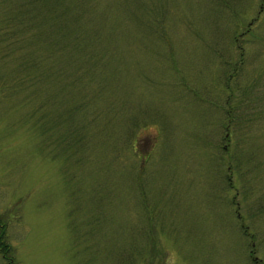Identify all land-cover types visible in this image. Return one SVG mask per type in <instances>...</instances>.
<instances>
[{
  "label": "rangeland",
  "instance_id": "obj_1",
  "mask_svg": "<svg viewBox=\"0 0 264 264\" xmlns=\"http://www.w3.org/2000/svg\"><path fill=\"white\" fill-rule=\"evenodd\" d=\"M15 2L0 0L14 264H264V0H72L60 41L45 23L66 22L41 10L30 27L36 4Z\"/></svg>",
  "mask_w": 264,
  "mask_h": 264
},
{
  "label": "trees",
  "instance_id": "obj_2",
  "mask_svg": "<svg viewBox=\"0 0 264 264\" xmlns=\"http://www.w3.org/2000/svg\"><path fill=\"white\" fill-rule=\"evenodd\" d=\"M27 1L28 0H24V2H23V0H16L15 3H19V6H21V5L24 6V5H26ZM31 1L36 4V8L34 9V11H37V12H35V13L33 12L31 14V12L25 11L26 15H30V17L28 18V25L30 27L34 28L38 24V22L33 20L32 17L34 18L36 15H38L39 11L45 10L44 13L48 15V20H51L52 18L53 19L59 18L61 21L66 22V25L64 27H62V26L56 27V25H54L51 28L49 26H47V22L45 23L47 29H49L52 32L53 37L60 41L62 35H64V36L67 35V32H68L69 27H70L69 26V19H68V12H69V10H71V8H74V4H73L72 0H31ZM68 2H70V4ZM47 4H49L48 9L46 7ZM82 11H83V8H82ZM77 17H79L78 12L76 13L75 17H71V19H70V24H71L70 30L74 31V32H77V27L72 26V24L75 23V20ZM40 30L43 33L45 32V29H40ZM22 39L23 38H21V41H22ZM11 43H13V42H11ZM36 65H38V64H36ZM41 75H42V78L44 79V72ZM5 237H6L5 225L3 223H0V254H1L2 258L5 260L4 264H14L15 260H13V255L11 253V246L9 243L6 242ZM123 257L124 256H119V260ZM125 264H128V263H125Z\"/></svg>",
  "mask_w": 264,
  "mask_h": 264
}]
</instances>
